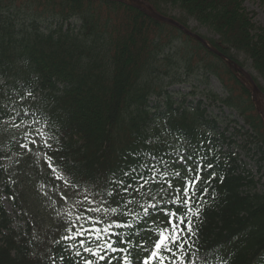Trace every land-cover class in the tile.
I'll list each match as a JSON object with an SVG mask.
<instances>
[{
	"label": "trees",
	"instance_id": "16d2710c",
	"mask_svg": "<svg viewBox=\"0 0 264 264\" xmlns=\"http://www.w3.org/2000/svg\"><path fill=\"white\" fill-rule=\"evenodd\" d=\"M140 1L193 33L189 24L196 21L218 39L200 35L210 49L178 26L117 0H0V180L12 206L24 214L23 224L14 228L0 192V264H70L60 259L69 255L62 236L70 234L69 221L77 216L100 218L83 211L89 207L83 196L102 184L104 175L127 170L136 152L168 159L195 149L197 158L214 163L216 179L212 198L201 205L203 225L193 259L264 264V120L252 87L233 68H245L239 59L245 56L264 95V28L242 0ZM173 10L178 17L170 15ZM191 75L215 77L223 96L208 84L188 95L169 91ZM13 95L27 99L17 114L35 116L59 151L41 146L2 167L17 149L18 138L5 125L13 117L6 106ZM188 96L195 99L189 102ZM222 106L249 129L237 125L223 132L210 111ZM239 138L246 154L257 159L259 180L232 151ZM56 174L78 183L67 188ZM111 219L133 225L113 231L143 232V221L118 214ZM166 220L163 213L151 217L161 224Z\"/></svg>",
	"mask_w": 264,
	"mask_h": 264
},
{
	"label": "snow or ice",
	"instance_id": "6c2138e0",
	"mask_svg": "<svg viewBox=\"0 0 264 264\" xmlns=\"http://www.w3.org/2000/svg\"><path fill=\"white\" fill-rule=\"evenodd\" d=\"M32 123L38 124L39 121L33 118ZM23 137L20 147L29 152L32 151L29 145L39 147L37 138L42 140L44 150L59 151L53 148L52 140L40 128L29 125ZM198 153L199 149L177 152L166 159L136 152V159L127 170L104 175L102 184H97L83 196L89 204L83 211L101 214L100 218L84 215L69 221L72 226L67 228V232L70 234L62 236L63 241L69 242L63 246L69 255H61L60 259H68L70 264H196L193 247L203 225L204 208L201 205L207 206V199L212 198L209 193L210 189L214 192L212 181L216 179L214 163L206 160L204 155L197 158ZM47 164L52 167L51 157L47 158ZM57 170L53 168V172ZM56 178L62 180L67 188L78 183L71 176ZM174 180L182 182V186L174 185ZM153 185L157 187L153 188ZM141 199L146 203H140ZM113 204L117 206L113 207ZM160 213L167 218L166 224L151 221L153 214L159 216ZM113 214H118L120 219L132 217L134 221H143L139 225L143 232L113 231V227L133 228L132 224L114 223L111 219ZM81 220L90 226L85 227Z\"/></svg>",
	"mask_w": 264,
	"mask_h": 264
},
{
	"label": "rangeland",
	"instance_id": "374dc122",
	"mask_svg": "<svg viewBox=\"0 0 264 264\" xmlns=\"http://www.w3.org/2000/svg\"><path fill=\"white\" fill-rule=\"evenodd\" d=\"M244 3V8L248 12V14L252 17L254 23L258 26H261L264 28V0H242ZM145 9V8H144ZM178 11H171L170 15L173 17H178L179 16ZM190 28L192 30H195L196 33L199 35L205 36L206 38H213V39H218L217 36H214V34L207 28L200 26L196 21H191L189 24ZM241 62H245V72L248 73H253L254 71L251 68V62L246 59L245 56L241 55L239 57ZM247 64V65H246ZM205 82L209 86V90H212L213 92L221 95L222 94V88L220 83L216 78H205L204 80L197 78L196 76H191L188 79L187 84L179 85L170 88L169 90L171 92L175 93H182V94H187L190 90H194L195 87H198L199 90H202L204 88V85L201 84L202 82ZM264 84V83H263ZM193 88V89H190ZM13 101H10L7 106V110L9 114H12L13 117L5 122V125L8 127L9 132L12 136L17 137L18 140L16 142V151L12 156V159L10 160H5L3 165L10 166V164L14 160H19L22 157H27L31 153H38L40 151V147L42 146V140L40 138H37L38 140V145H29V147L32 149L31 152L28 151V149H24L20 147V142H24V137H23V132L26 128H28L29 125L32 126V128H40L41 131L43 132L40 123L38 124H33L32 120L33 118L35 120L36 117L33 116L31 113H22L21 115H18L17 112L21 110L20 105L26 104V100H21L17 99L16 95H13ZM191 99H188L190 101ZM260 103L263 104L264 107V100L260 99ZM209 105V104H208ZM215 110V112H214ZM214 115H219V121H220V128L224 129L226 125L233 127V123L231 121L233 120H238L240 126H243V121L240 120L235 112L230 111L228 109H224L222 112L221 110H218L217 108H211V110ZM16 125H19V127H16ZM31 130V129H29ZM35 132H33V136H35ZM48 138V136H47ZM49 139V138H48ZM242 146V141L239 140L236 145L232 148V151H234L237 154L241 155V160L243 162V165L247 167V169L256 176V180L260 179L259 173H258V165L256 163L257 159L252 158L246 152L241 148ZM259 190H262L261 186H259ZM4 191V186L2 183V180H0V192ZM3 198V203L5 205L6 211L9 214L10 218L13 220V226L14 228H19L23 224V219H24V214L22 213L21 210L16 209L11 205V202L9 201L7 193H3L2 195Z\"/></svg>",
	"mask_w": 264,
	"mask_h": 264
},
{
	"label": "water",
	"instance_id": "95a60500",
	"mask_svg": "<svg viewBox=\"0 0 264 264\" xmlns=\"http://www.w3.org/2000/svg\"><path fill=\"white\" fill-rule=\"evenodd\" d=\"M121 1H127V2H129V3H131L132 5H134V6H137V7H140V5H141V2L140 1H138V0H121ZM152 17H154V18H156V19H158V20H160V21H163V22H167V23H170V24H174V25H177V23L175 22V21H173V20H170V19H167V18H165V17H163V16H160V15H158V14H156L155 12H153L151 9H150V11L148 12ZM190 33V32H189ZM195 38H197L198 40H202L200 37H198L197 35H193ZM247 76V78H248V80L253 84V82H252V80H251V78L248 76V75H246ZM258 93H257V88H254V95H253V97H254V102H255V105H256V107H257V109H258V111H259V113L263 116V118H264V107H263V105L259 102V100H258V95H257Z\"/></svg>",
	"mask_w": 264,
	"mask_h": 264
}]
</instances>
